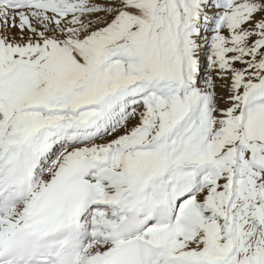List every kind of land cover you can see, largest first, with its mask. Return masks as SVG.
Listing matches in <instances>:
<instances>
[{
    "label": "snow or ice",
    "instance_id": "snow-or-ice-1",
    "mask_svg": "<svg viewBox=\"0 0 264 264\" xmlns=\"http://www.w3.org/2000/svg\"><path fill=\"white\" fill-rule=\"evenodd\" d=\"M0 264H264V0H0Z\"/></svg>",
    "mask_w": 264,
    "mask_h": 264
}]
</instances>
